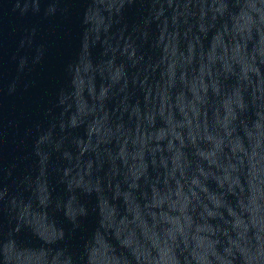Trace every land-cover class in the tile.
Masks as SVG:
<instances>
[{
    "label": "water",
    "instance_id": "water-1",
    "mask_svg": "<svg viewBox=\"0 0 264 264\" xmlns=\"http://www.w3.org/2000/svg\"><path fill=\"white\" fill-rule=\"evenodd\" d=\"M120 264H264V0H175Z\"/></svg>",
    "mask_w": 264,
    "mask_h": 264
}]
</instances>
